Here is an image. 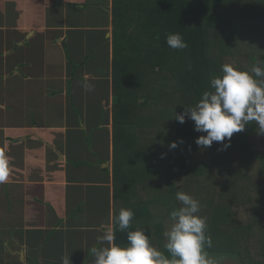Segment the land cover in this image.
<instances>
[{
	"label": "trees",
	"instance_id": "obj_1",
	"mask_svg": "<svg viewBox=\"0 0 264 264\" xmlns=\"http://www.w3.org/2000/svg\"><path fill=\"white\" fill-rule=\"evenodd\" d=\"M112 21L115 242L126 246L127 232L142 229L167 255L164 233L183 191L207 218L210 254L264 264V133L252 122L226 150L204 149L194 121L175 120L213 90L222 65L250 70L264 60V0H113ZM173 33L187 47L170 48ZM121 209L135 214L124 232Z\"/></svg>",
	"mask_w": 264,
	"mask_h": 264
},
{
	"label": "crops",
	"instance_id": "obj_2",
	"mask_svg": "<svg viewBox=\"0 0 264 264\" xmlns=\"http://www.w3.org/2000/svg\"><path fill=\"white\" fill-rule=\"evenodd\" d=\"M112 9L0 0V264H94L114 227Z\"/></svg>",
	"mask_w": 264,
	"mask_h": 264
},
{
	"label": "clouds",
	"instance_id": "obj_3",
	"mask_svg": "<svg viewBox=\"0 0 264 264\" xmlns=\"http://www.w3.org/2000/svg\"><path fill=\"white\" fill-rule=\"evenodd\" d=\"M167 45L172 49L187 47L180 33L168 34ZM222 76L211 80L212 91H205L200 101L183 114L175 113L181 124L187 119L194 121V130L206 135L199 136L195 143L200 148H210L214 142L222 144L221 150L231 146L235 133L255 122L264 133V60L258 61L250 70H241L232 64L222 65ZM91 91L93 86L85 85ZM227 139L228 143H224ZM183 143L173 142L170 149ZM8 160L0 156V183L7 180ZM182 206L170 212L172 226L165 231L164 251L154 246L144 230L127 232V245L115 242V229L109 224L97 239L104 246L92 248L94 264H222V257L211 255L212 238L207 233V218L199 215L200 202L191 195L179 191L175 194ZM131 209H121L116 224L124 232L130 228L134 218ZM62 264H71L64 258Z\"/></svg>",
	"mask_w": 264,
	"mask_h": 264
},
{
	"label": "rangeland",
	"instance_id": "obj_4",
	"mask_svg": "<svg viewBox=\"0 0 264 264\" xmlns=\"http://www.w3.org/2000/svg\"><path fill=\"white\" fill-rule=\"evenodd\" d=\"M114 97L116 98V96H114ZM115 98H113L114 102L116 100ZM213 256H215L217 258L222 257L223 258L222 264H237V263L241 262L240 258L233 257L232 255L214 254Z\"/></svg>",
	"mask_w": 264,
	"mask_h": 264
},
{
	"label": "water",
	"instance_id": "obj_5",
	"mask_svg": "<svg viewBox=\"0 0 264 264\" xmlns=\"http://www.w3.org/2000/svg\"><path fill=\"white\" fill-rule=\"evenodd\" d=\"M97 8H99V9H101L103 11H106L107 13H110V10L105 8V7H103V6H97Z\"/></svg>",
	"mask_w": 264,
	"mask_h": 264
}]
</instances>
